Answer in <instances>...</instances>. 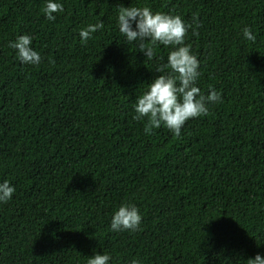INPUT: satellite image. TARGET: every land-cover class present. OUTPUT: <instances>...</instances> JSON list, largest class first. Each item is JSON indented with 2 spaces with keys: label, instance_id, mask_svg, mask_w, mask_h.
<instances>
[{
  "label": "trees",
  "instance_id": "obj_1",
  "mask_svg": "<svg viewBox=\"0 0 264 264\" xmlns=\"http://www.w3.org/2000/svg\"><path fill=\"white\" fill-rule=\"evenodd\" d=\"M46 2L0 0V183L15 188L0 203V264L264 257V0H54L63 11L51 21ZM121 6L197 17L199 35L185 37L200 61L196 86L223 102L179 137L163 126L146 135L133 119L172 48L139 52L118 30ZM101 21L82 44L79 32ZM25 34L39 65L8 46ZM125 203L140 211L136 232L110 229Z\"/></svg>",
  "mask_w": 264,
  "mask_h": 264
},
{
  "label": "clouds",
  "instance_id": "obj_2",
  "mask_svg": "<svg viewBox=\"0 0 264 264\" xmlns=\"http://www.w3.org/2000/svg\"><path fill=\"white\" fill-rule=\"evenodd\" d=\"M46 19H55V13L63 11V5L54 0H47L41 9ZM133 23L135 28H133ZM118 30L127 42H136L139 52L148 59L154 56V48L158 45L171 47L165 64L156 68L158 75L151 83L147 84V91L143 92L133 105L136 121H145L144 133L149 135L154 129L162 126L167 128L174 136L181 135L185 123L209 112L208 105L222 103L221 93L215 89L208 94L201 93L196 86L200 76L198 71L200 61L191 52V46L185 44V37L190 28L193 35L200 27L197 17L193 16V23L186 24L179 15H169L162 12L153 13L145 7H119ZM193 24L195 27H193ZM104 27L103 21L90 24L79 32L81 43H86L92 38V33ZM243 36L254 42L256 37L251 29L245 27ZM32 38L29 35H20L15 41L9 42V47L16 50L17 59L25 65H39L40 54L32 47ZM167 70V71H166ZM15 188L8 181L0 183V203L11 200ZM141 214L139 209L131 204H121L111 217L110 229L116 231L140 230ZM110 257L106 254H95L87 260V264H108ZM131 264H140L133 259ZM246 264H264V257L257 254L247 260Z\"/></svg>",
  "mask_w": 264,
  "mask_h": 264
}]
</instances>
